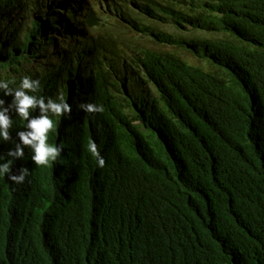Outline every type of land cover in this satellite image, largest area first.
Segmentation results:
<instances>
[{
	"label": "trees",
	"instance_id": "1",
	"mask_svg": "<svg viewBox=\"0 0 264 264\" xmlns=\"http://www.w3.org/2000/svg\"><path fill=\"white\" fill-rule=\"evenodd\" d=\"M25 76L72 113L57 162L0 179V264H264V0H0Z\"/></svg>",
	"mask_w": 264,
	"mask_h": 264
},
{
	"label": "clouds",
	"instance_id": "2",
	"mask_svg": "<svg viewBox=\"0 0 264 264\" xmlns=\"http://www.w3.org/2000/svg\"><path fill=\"white\" fill-rule=\"evenodd\" d=\"M39 88L40 81L28 76L23 77L16 87H10L9 82L0 80V142L12 139L9 130L13 127V115L25 121L23 130L16 132L17 142L5 155H0V179L7 177L15 184L25 182L30 175L28 168H20L17 174H12L11 170L14 161L24 159L26 148L31 150L32 163L40 167L57 162L64 152L63 144L49 143V134L57 128L52 117L70 116L72 105L64 96H60L57 102L52 98L35 95ZM4 97H11L7 106ZM79 108L87 114L104 111L103 105L94 103H83ZM37 110L38 114L33 115ZM87 150L95 158L97 166L104 168L106 161L94 140H89Z\"/></svg>",
	"mask_w": 264,
	"mask_h": 264
},
{
	"label": "rangeland",
	"instance_id": "3",
	"mask_svg": "<svg viewBox=\"0 0 264 264\" xmlns=\"http://www.w3.org/2000/svg\"><path fill=\"white\" fill-rule=\"evenodd\" d=\"M52 54L54 55V51L52 52Z\"/></svg>",
	"mask_w": 264,
	"mask_h": 264
}]
</instances>
